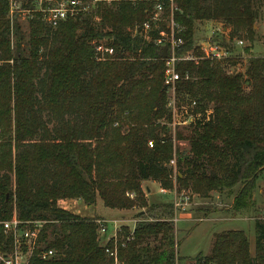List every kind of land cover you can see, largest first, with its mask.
Instances as JSON below:
<instances>
[{
  "label": "trees",
  "instance_id": "1",
  "mask_svg": "<svg viewBox=\"0 0 264 264\" xmlns=\"http://www.w3.org/2000/svg\"><path fill=\"white\" fill-rule=\"evenodd\" d=\"M80 1L87 11L52 28L36 11L38 0L21 3L29 12L24 25L17 13L10 15V0H0V222L13 215L43 222L30 264H264V217L254 219L253 250L243 230H224L214 235L207 254L179 258L169 221L172 203L149 201L141 189L142 182L153 181L203 198L225 191L233 215L256 212L257 181H264V56L248 55L244 72L234 74L224 68L234 58L176 63L179 104L195 101L196 112L210 110L205 123L190 129L189 154L182 156L168 128L161 48L132 35L153 3ZM174 4L183 40L178 55L191 49L199 55L194 28L201 21L226 26L222 35L228 38L219 43L229 50L242 30L252 41V26L264 9V0ZM98 41L113 47V56L97 60ZM173 154L175 175L168 166ZM97 197L107 208L142 207L169 218H140L132 230L121 227L104 243L99 218L58 204L80 200L90 207ZM11 246L0 225V250ZM44 250L54 255L41 260Z\"/></svg>",
  "mask_w": 264,
  "mask_h": 264
},
{
  "label": "built area",
  "instance_id": "2",
  "mask_svg": "<svg viewBox=\"0 0 264 264\" xmlns=\"http://www.w3.org/2000/svg\"><path fill=\"white\" fill-rule=\"evenodd\" d=\"M55 6L41 7V0H38L39 11L42 15V20L48 26L56 28L60 22L68 18H73L78 12H85L89 8L88 4H84L80 0H54ZM112 0H92L93 5L98 2L109 4ZM133 1H148L153 3L152 9L149 12L148 19L140 26L136 25L133 29L132 35L139 34L144 40L152 41L155 45L161 48L166 47V56H163L164 62V79L163 83L167 88V102L166 108L170 113V122L168 126L172 129L176 126H190L196 124H203L209 119L210 110L204 112H196L194 109L197 104L195 101L190 102L189 105L184 106L179 104L175 95V84L181 79L180 74L176 70V63L179 61H197L205 59L214 62L224 61L226 59L234 58L232 52L217 41H204L200 45H196L199 55L193 52V49L185 54L178 55L177 49L183 44L182 38L178 35L182 29L174 23L172 14L176 10L174 0H133ZM40 2V3H39ZM16 11V5L10 0V15L12 16ZM168 12V15L165 14ZM29 14V12H28ZM27 14V15H28ZM164 24L165 28L159 30L160 25ZM156 36L151 37V32H156ZM241 44V42H239ZM95 55L97 60L103 61L107 57L114 54V49L111 46L105 45L103 41H98L94 45ZM171 141L175 149V138L171 135ZM148 147H153V141L147 142ZM175 155L169 160L168 166L173 169L175 175ZM159 193L170 195L172 197L171 203L173 207V215L169 219L172 223L181 220L180 214L184 213L189 205V195L184 190L178 191L175 187L171 190L159 187ZM130 198L134 197L133 193L127 194ZM262 217H264V209L262 210ZM113 220V223H116ZM107 220H97V234L102 242L107 243L116 236L118 227L111 236H107ZM3 233L10 236L12 239V246L6 252L0 250V264H30V257L33 250L37 246L38 236L43 222L41 221H19L14 215L10 220L1 221ZM115 225V224H114ZM108 252V251H107ZM54 255L52 250H44L38 254L41 260H48ZM110 255H113L111 253Z\"/></svg>",
  "mask_w": 264,
  "mask_h": 264
},
{
  "label": "rangeland",
  "instance_id": "3",
  "mask_svg": "<svg viewBox=\"0 0 264 264\" xmlns=\"http://www.w3.org/2000/svg\"><path fill=\"white\" fill-rule=\"evenodd\" d=\"M12 1L16 5V11H14V13H17L20 16L19 21L22 25H24L26 23L28 12L21 10L20 5L22 2H26L28 0ZM42 1H46L45 3L49 7L56 5L54 0ZM37 7L38 4L36 5L35 9H37ZM262 11L263 12L261 16H263L252 26L254 30V37L252 41L247 39V34L244 32V30L240 31L238 35L233 38L230 51L232 52V55H234V60L232 61L235 62L224 67L228 74L243 73L246 66V57L248 55L251 54L253 56H264V9ZM226 31V26L219 21L196 22L194 28V43L195 45H200L204 41L212 42L214 40L222 43L223 40H227L228 38L227 35L225 37L222 35V33H225ZM223 37L225 39H223ZM239 42H241V44H239ZM246 47L249 48L248 53L245 51ZM245 90H248V88ZM193 126L194 125L176 126L174 129L168 126L171 135L175 138V148L179 153H181L182 156L189 154V143L186 137L190 133V129ZM146 187H148L149 190H147ZM159 187L155 184H149L145 182L141 183V189L147 200L162 203L171 202L172 197L170 195H163L159 193ZM257 188L261 189V192H257L258 190H256L254 193L256 212H244V217L249 215L252 217H262V210L264 209L263 177H260L257 181ZM184 191L190 197L189 205L187 206L185 212L180 214L179 217H181V220H179L176 225L172 223L174 240L176 244L174 248L176 255L179 258H193L199 253L207 254L210 250L214 235L224 230H243L247 236V239H251L253 242L254 227L252 221L219 220L224 216V213L226 212L225 210L228 209V204H230L231 201V197L226 196L227 193H225V191L210 192L209 196L206 198L192 193L189 189ZM60 206L79 216L87 217V213L90 212L95 213L103 220H107L108 237L113 234L117 227L118 230L121 227H127L128 229L132 230L135 222L140 218L149 219L162 216L160 211H149L148 209L142 207L123 210L121 213L116 214V212L113 213L107 207H105L100 199H98L96 205L89 208L90 211L84 210L83 204L80 202L76 203L75 201H66L63 204H60ZM162 217L169 218L168 216ZM113 219L117 222L113 223Z\"/></svg>",
  "mask_w": 264,
  "mask_h": 264
},
{
  "label": "crops",
  "instance_id": "4",
  "mask_svg": "<svg viewBox=\"0 0 264 264\" xmlns=\"http://www.w3.org/2000/svg\"><path fill=\"white\" fill-rule=\"evenodd\" d=\"M145 183H149V184H155L156 186H158L159 187V184L157 183V182H153V181H145ZM146 189L147 190H149V188L148 187H146ZM257 192H261V189H258L257 188ZM220 196V195H219ZM223 196V195H222ZM225 196V195H224ZM226 196H228L227 194H226ZM226 196H225V198H226ZM98 197H97V199H96V202H95V204L94 205H96L97 204V202H98ZM67 201H75L76 203H82L80 200H67ZM64 202H66V201H62V202H59L58 204L60 205V204H63ZM231 203H232V198H231V201H230V204H228V209L227 210H225L224 212V216L222 217V219H219V218H217V219H219V220H224V221H238V220H245V221H252L253 222V225H254V219L256 218V217H252V216H247V217H244L243 215L244 214H240V215H233L232 213H231V210H230V205H231ZM83 204V203H82ZM83 206H84V210H87V211H90L89 210V208L90 207H92V206H90V207H87L86 205H84L83 204ZM111 212H116V214H119V213H121L123 210H117V209H111V208H108ZM88 215H86L87 217H89V218H93V217H97V218H99L95 213H90V212H88L87 213ZM227 214V215H226ZM258 217H261V216H258ZM99 219H102V218H99ZM114 220V219H113ZM230 230H239V229H230ZM253 241H254V235H253ZM249 242H252V240L251 239H249ZM250 246H251V250H253V242L252 243H250Z\"/></svg>",
  "mask_w": 264,
  "mask_h": 264
},
{
  "label": "water",
  "instance_id": "5",
  "mask_svg": "<svg viewBox=\"0 0 264 264\" xmlns=\"http://www.w3.org/2000/svg\"><path fill=\"white\" fill-rule=\"evenodd\" d=\"M166 50H167L166 47H163V49H162V55L163 56H166Z\"/></svg>",
  "mask_w": 264,
  "mask_h": 264
}]
</instances>
